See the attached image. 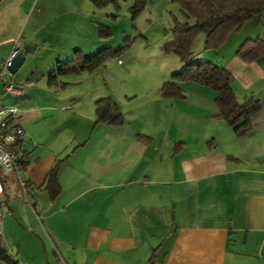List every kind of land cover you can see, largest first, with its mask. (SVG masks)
Masks as SVG:
<instances>
[{"label": "crops", "instance_id": "1", "mask_svg": "<svg viewBox=\"0 0 264 264\" xmlns=\"http://www.w3.org/2000/svg\"><path fill=\"white\" fill-rule=\"evenodd\" d=\"M16 1L0 0V47L11 46L0 63L14 48L4 31L21 23L30 2ZM37 32L26 39L36 52ZM247 39L264 41V14L200 59L232 74L240 103L260 100L244 136L216 117V95L207 88L187 83L185 99L164 98L161 86L184 64L166 68L161 55L144 58L146 72L128 79V92L95 93L92 78L89 89L61 98L47 76L43 86L30 76L14 81L27 86L25 94L4 102L19 111L24 173L37 192L24 196L19 184H5L0 235L10 256L20 264H264V56L239 59ZM62 41L68 60L82 51L78 36ZM106 97L123 126L98 123L95 103ZM64 159L61 193L51 200L45 182Z\"/></svg>", "mask_w": 264, "mask_h": 264}, {"label": "rangeland", "instance_id": "2", "mask_svg": "<svg viewBox=\"0 0 264 264\" xmlns=\"http://www.w3.org/2000/svg\"><path fill=\"white\" fill-rule=\"evenodd\" d=\"M28 1L30 2L27 5ZM16 2H22L23 8L27 5L25 13L21 17V23L12 26L9 30L6 29L4 35L7 36V40L13 39L12 47L17 39H20L24 46L30 43L26 40L27 34L39 29L36 36L39 50L26 55L28 59L15 75L5 70L0 87L4 83L17 84L21 78L25 79L29 76L31 81L38 80L43 86L44 77L49 75L55 64L60 60L68 61L71 57L68 56L66 44L62 41L66 37L78 36L82 44L78 43L87 56L95 55L108 48L119 50L127 41L131 42V47L123 51L118 58L109 60L105 66L94 72H83L79 75L60 78V82L67 83L66 87L53 88L52 92L53 94L59 92L61 98L78 95L84 89H89L92 78H94L92 90L95 93H104L107 89L128 92V79L134 83L131 79L146 72L149 64L144 59L146 57L161 55L166 58L165 67L174 68V62L178 64L180 60L173 54L163 53L162 47L171 41L170 30L174 27L175 19L194 23L193 19L187 20L184 17L181 7L173 0H147L143 11L137 16L132 10L136 0H125L121 1L119 6L111 4L103 8L94 6L90 0H17ZM40 8L44 9V14L39 13ZM100 26L110 28L112 37L101 39ZM47 40L49 42L44 45V41ZM205 41V34H201L196 40L193 49L194 62L201 61L204 52L207 51L204 48ZM10 47L6 42L3 47H0V53L6 54ZM129 61H134L136 64L131 72L128 70ZM34 72H38L37 76L33 75ZM59 104L63 107L62 102ZM62 109L65 111L66 107ZM6 182L12 183L10 178H5L4 183Z\"/></svg>", "mask_w": 264, "mask_h": 264}, {"label": "trees", "instance_id": "3", "mask_svg": "<svg viewBox=\"0 0 264 264\" xmlns=\"http://www.w3.org/2000/svg\"><path fill=\"white\" fill-rule=\"evenodd\" d=\"M94 6L103 8L108 5L119 6L125 0H90ZM181 7V12L187 20L194 23L181 22L175 19L174 27L170 30L171 41L162 47L163 53L175 55L184 64V68L174 73L171 79L161 86L160 92L166 99H185L183 85L194 83L213 91L216 95L215 103L218 108L217 118L225 120L238 136L246 135L250 129L251 117L260 110V100L251 98L240 103L233 89L234 78L226 69L208 61H193L194 45L201 34L206 35L205 50H218L228 38L239 32L245 24L256 16L264 14V0H173ZM147 0H136L132 10L139 15ZM110 28L100 26L99 37H112ZM131 47V42L119 50L105 49L95 55L87 56L81 50L75 51L68 61H58L47 76L50 88L66 87L67 83L60 82L62 77L79 75L83 72H94L105 66L106 62L116 59ZM236 56L246 63H252L264 56V41L261 39H247L236 50ZM4 71L0 69V80ZM96 115L98 123L123 126L125 117L119 113L117 103L111 98H101L96 101ZM144 139V136H140ZM178 145L177 148H180ZM66 159L60 160L51 169L45 182V190L51 200H55L61 193L58 175ZM26 168V166H25ZM28 186L31 185L28 183ZM5 196V194H4ZM5 203L7 199L4 197ZM0 262L20 264L10 256L3 238L0 235Z\"/></svg>", "mask_w": 264, "mask_h": 264}, {"label": "built area", "instance_id": "4", "mask_svg": "<svg viewBox=\"0 0 264 264\" xmlns=\"http://www.w3.org/2000/svg\"><path fill=\"white\" fill-rule=\"evenodd\" d=\"M23 43L20 39L15 41L13 51L9 59L0 63V69L5 71L11 66L14 58L22 51ZM27 86L19 89L15 83L5 84L0 91V219L6 207L3 198L5 194V178L20 185L24 196L37 192V189L29 187L25 177L27 152L24 148L25 131L19 123V111L15 106H8L4 102L7 95L22 96ZM5 177V178H3Z\"/></svg>", "mask_w": 264, "mask_h": 264}, {"label": "water", "instance_id": "5", "mask_svg": "<svg viewBox=\"0 0 264 264\" xmlns=\"http://www.w3.org/2000/svg\"><path fill=\"white\" fill-rule=\"evenodd\" d=\"M35 50V46L31 44H25L22 48V51L12 61L11 66L7 68L8 72L12 75H15L26 62V54H33Z\"/></svg>", "mask_w": 264, "mask_h": 264}]
</instances>
